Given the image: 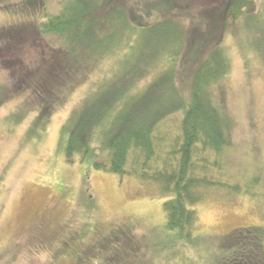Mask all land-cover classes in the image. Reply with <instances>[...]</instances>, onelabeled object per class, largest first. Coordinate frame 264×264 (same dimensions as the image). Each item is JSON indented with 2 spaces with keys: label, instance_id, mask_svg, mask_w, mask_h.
Segmentation results:
<instances>
[{
  "label": "rangeland",
  "instance_id": "374dc122",
  "mask_svg": "<svg viewBox=\"0 0 264 264\" xmlns=\"http://www.w3.org/2000/svg\"><path fill=\"white\" fill-rule=\"evenodd\" d=\"M69 1L0 0V30L25 25L34 29L60 14ZM249 1L251 14L264 4ZM209 5L214 7V0L206 8ZM245 11L224 36L230 71L211 90L213 103L229 120L230 148L220 157L223 170L216 174L238 193L221 189L206 193L195 207L193 241L177 239V233L168 229L163 208L168 197L154 194L133 177L94 169L98 155L106 160L95 143L89 155L67 157L66 145L83 106L117 88L144 50V42L134 40L128 56L127 47L120 48L88 67L70 68V75L61 70L65 82H56L51 89L62 99L54 101V113L47 117L42 109L53 104L50 99L31 90L12 95L20 86L15 75L22 67L28 79H38L50 58L62 53L63 41L35 33L17 52L13 41L1 43L0 35V48L8 46L17 54L0 50V87L5 86L8 94L0 108V264H72L87 250L85 264H215L222 239L251 227L261 230L264 244V66L244 28L250 14ZM151 16L153 24L160 18L149 12L147 19ZM166 44L172 45L171 39ZM162 63L142 65L130 75L134 88L122 79L120 85L130 88L127 97L155 81ZM183 71L179 80L191 86L192 71ZM28 79L22 84H30ZM181 118L178 113L166 124H178ZM175 130L166 131L173 135ZM249 188L254 197L246 194ZM58 231L62 235L53 242L51 235ZM61 242L69 247L59 250Z\"/></svg>",
  "mask_w": 264,
  "mask_h": 264
},
{
  "label": "trees",
  "instance_id": "16d2710c",
  "mask_svg": "<svg viewBox=\"0 0 264 264\" xmlns=\"http://www.w3.org/2000/svg\"><path fill=\"white\" fill-rule=\"evenodd\" d=\"M210 1L70 0L60 14L50 16L34 29L25 25L0 30V35H4L1 43L11 39L15 51L19 45L23 49L27 44L23 42L35 33L53 35L63 41L62 53L50 58L45 73L38 79H28L30 76L25 75L22 67L19 75H15L20 86L12 95L31 90L41 99L51 100L53 104L42 109L47 117L54 113V101L62 99L58 91L51 89L56 82H65L61 70L70 75V68L88 67L120 48L127 47L128 56L132 42L138 38L145 48L122 76L132 88L130 75L142 65L146 68L164 61L163 71L144 91L131 92L127 97L130 88L120 85L121 79L115 90L83 106L66 152L68 158L85 157L95 143L106 160L101 161L98 155L92 162L93 168L133 177L154 194L168 197L163 207L167 227L177 233V239L187 241H193L196 232L195 207L207 198L209 190L238 193L231 185L223 184L216 174H221L220 157L230 148L229 120L213 103L211 90L230 71L223 45L228 28L233 27L242 11L250 13L253 7L249 0H214L215 6L206 8ZM149 12L160 17L154 24L149 22L153 16L147 19ZM244 26L252 46L261 53L264 66V4L247 15ZM170 39L172 45L166 44ZM2 48L6 54L17 56L12 48ZM184 68L192 71L191 86H183L179 80ZM176 69L181 71L178 76ZM25 79L31 83L22 84ZM7 99L5 86L0 87V108ZM178 113L182 114L178 124H166ZM173 128L176 129L173 135L166 131ZM236 190L241 192L240 188ZM246 194L255 196L253 188L247 189ZM64 245L59 250L69 247ZM220 245L215 264H264L259 228L238 229L225 236ZM89 256L88 250L83 251L72 264H85Z\"/></svg>",
  "mask_w": 264,
  "mask_h": 264
},
{
  "label": "flooded vegetation",
  "instance_id": "af4514ba",
  "mask_svg": "<svg viewBox=\"0 0 264 264\" xmlns=\"http://www.w3.org/2000/svg\"><path fill=\"white\" fill-rule=\"evenodd\" d=\"M60 232L58 231V232H55V234L54 235H51L52 236V238H53V240H54V242L55 241H59V238H60V234H59ZM63 244H65V242H63ZM65 246V245H64ZM66 246H68V245H66Z\"/></svg>",
  "mask_w": 264,
  "mask_h": 264
}]
</instances>
